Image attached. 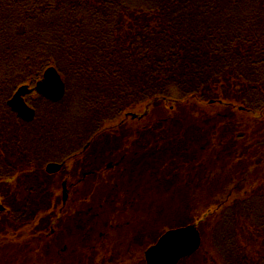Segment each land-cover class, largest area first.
Listing matches in <instances>:
<instances>
[{"label": "trees", "instance_id": "1", "mask_svg": "<svg viewBox=\"0 0 264 264\" xmlns=\"http://www.w3.org/2000/svg\"><path fill=\"white\" fill-rule=\"evenodd\" d=\"M51 66L66 84V95L58 103L35 91ZM23 85L33 90L26 102L35 109L36 118L29 123L7 105ZM33 94L38 101L31 98ZM193 100L243 108L239 111L250 116V125L253 118L264 115V0H0V196L5 205L0 212V238L12 233L16 236L10 239H23L19 232L26 237L28 230L30 246L36 242L29 254L37 255L38 264L43 249L52 253L42 259L63 264L59 257L63 246L57 250L55 236L66 226L65 220L78 234L87 223L74 217L86 213L80 204L67 206L53 198L61 173L48 175L46 165L56 162L63 170L72 166L63 174L65 181L73 168H86L84 158L95 149L92 142L119 125L123 133L106 146L120 151V159L103 160L93 170L103 178L95 180L108 182L110 196L125 197L123 185L120 190L115 185L119 165L120 182L125 174L128 178L141 173L131 143L146 134L166 144L171 140L165 133L166 120L149 118L152 110ZM128 111L136 115L133 124L127 123ZM214 122L212 118L210 124ZM199 130L192 131L197 135L193 140L213 151L212 142L199 139L203 133ZM186 131L172 133L174 139H186ZM226 132L233 133L229 123L220 125L218 139ZM204 153L202 146L196 154L204 157ZM262 158L264 146H252L239 156L236 176L249 178V190L199 223L201 248L179 264H264ZM185 216L178 215L169 229L194 223ZM116 223L115 228H120V220ZM107 239L100 235L89 246L85 253L92 254L87 263L117 260L103 249ZM29 254L2 264H26ZM120 254L122 264L125 254Z\"/></svg>", "mask_w": 264, "mask_h": 264}, {"label": "rangeland", "instance_id": "2", "mask_svg": "<svg viewBox=\"0 0 264 264\" xmlns=\"http://www.w3.org/2000/svg\"><path fill=\"white\" fill-rule=\"evenodd\" d=\"M31 92H33L32 89ZM31 98L34 101H38L37 94H33ZM40 105L41 103L38 104V106ZM203 105L206 107V112L202 107ZM220 105L221 102L219 101L216 103L213 101L204 103L193 100L173 108L166 105L162 108L158 106L153 109L149 118L159 117L166 120L164 127L167 126L165 129L167 132L165 133L171 140H167L168 143L166 144L160 142L162 139H154L155 137L151 138L150 134L149 136L146 134L131 143V154L135 155L133 160H136L135 166L136 168L140 167L141 173L129 176L130 178H127V174H125L122 178L120 184L121 186L123 185L127 193L125 197L122 194L120 196L117 194L110 196L108 194L109 189H107L108 184H91L86 179L89 177L83 178L82 176L86 168L82 169L80 178L82 176L83 179H86L83 180L85 183H80L79 186L73 189L71 197L81 200L86 213L83 215L77 214L74 217L76 218L75 221L81 222L85 220L87 224L86 228H82L78 234L69 228L67 220H65L66 226L59 229L55 236L58 248L57 246L55 248L58 250L60 246H63L60 251L64 253L59 256L63 258V264H89L86 259L88 260L91 257L88 254L92 253L85 252L90 251L89 246H93L99 240L100 235L109 237L105 241L103 249L110 250L109 257L112 259L117 258L115 262L109 260V263L120 264L121 252L125 254V256L121 257L122 264H138L139 261L145 263L146 250L154 245L151 243L158 236L160 237L166 231L171 230L169 227L178 215H187L185 220L189 219V216L192 217L193 224L198 226L202 220L204 222V219L209 214L215 213L228 201L232 202L234 199L243 197L246 190H249V187H246V184L249 183V178L238 179L235 166L239 165L237 160H239L240 155H243V151L248 153L249 148L252 146H264V115L260 119L258 117L253 118L252 121L255 122L250 125L247 121L250 120V116L240 112L238 107L229 108L222 105L219 107ZM139 110L140 108L136 112ZM127 113H132V111ZM203 113L205 115H202ZM213 115L216 116L213 117ZM211 117L215 119V122L210 124ZM131 120L133 119L129 117L127 123L133 124ZM228 123L233 133H222L218 139L220 125L225 127ZM189 126L191 127L189 128ZM204 127L206 129L202 130ZM197 128L203 132L199 134V139H201L200 137H205V141L212 142L214 145L212 147L213 151H211L210 147H207L210 151L206 150V146L201 145L203 143L201 140L198 145L195 142L196 140H193V138L196 139L197 135L192 131ZM129 129V127L125 128L126 131ZM153 129L157 130L155 127ZM186 129V139L181 138L176 141L172 133H182ZM122 130L117 125L110 133L96 138L91 145L95 148L92 151L97 153L92 157L94 159L98 158L100 162L105 160L103 153L106 149L108 152L111 150V146H106L107 142L111 139L114 141L118 140L115 135L122 132ZM132 133H135V131H132ZM229 133L230 140L228 139ZM151 139H154V141ZM220 139L223 140L220 141ZM184 144L187 148L185 152L183 151ZM202 146L205 148L204 157L196 154L198 150L202 149ZM92 151L88 154H92ZM88 154L84 158L85 161ZM102 154L103 156L97 157V155ZM189 154H194L195 156L190 157ZM199 156L200 159L198 160ZM203 166L204 168L202 169ZM71 169L72 166L64 168L63 171L59 172L61 174L58 173L59 176H56L59 183L53 191V198H57L56 200L60 203L63 201L61 180L63 179V174L69 173ZM73 169L74 172L71 176L76 178L79 174L75 168ZM261 178L264 179V173ZM75 182L76 179H71L68 184L71 185ZM121 186L120 189H122ZM119 197L120 204L118 201ZM88 198H91V201L85 204ZM2 202L3 200L0 196V212L2 207H5ZM60 203L58 209L61 207ZM91 209L93 210L90 212L89 210ZM52 210L57 211L55 208ZM102 218H105L104 222L100 221ZM94 219L97 220L96 224L93 222ZM111 219H113V223H111ZM114 220H120V228H115L117 223ZM23 230L26 231L27 226ZM6 234L7 237L2 235L3 239L0 238V264L4 261L9 262L26 258V253L29 254L30 249L36 248V242H32L31 246L29 244L32 234L28 230L26 237H23L24 232H19L18 236L23 239H10V237L16 235L12 233ZM26 243H28V246H26ZM103 249L98 250L103 251ZM20 250H22L21 253L19 252ZM57 250L53 251V253H56ZM42 252L46 255H42L39 260L42 261V264H49L50 261L47 258L46 260L42 258L43 256L50 258L51 250L48 253L43 249ZM130 255L133 256L131 260H129ZM95 256L97 259L100 257L98 254H95ZM36 260L37 255L29 254L26 264H38L39 261ZM96 264H99V262L96 261Z\"/></svg>", "mask_w": 264, "mask_h": 264}, {"label": "water", "instance_id": "3", "mask_svg": "<svg viewBox=\"0 0 264 264\" xmlns=\"http://www.w3.org/2000/svg\"><path fill=\"white\" fill-rule=\"evenodd\" d=\"M36 91L53 103H58L64 98L66 85L55 67H49L45 71L43 79L36 85ZM29 93V86H21L7 103L21 120L28 123L32 122L36 116L35 110L25 101ZM61 169L62 165L51 163L46 167V172L55 174ZM66 199L65 190L64 201ZM201 244L202 237L195 224L168 230L155 245L146 250L145 262L146 264H179L182 259L196 253Z\"/></svg>", "mask_w": 264, "mask_h": 264}, {"label": "flooded vegetation", "instance_id": "4", "mask_svg": "<svg viewBox=\"0 0 264 264\" xmlns=\"http://www.w3.org/2000/svg\"><path fill=\"white\" fill-rule=\"evenodd\" d=\"M110 145H114V144H110ZM103 154H104V156H105L106 159L113 160L114 157H119L118 159H120V151L118 153V152L111 151V150L108 152L106 150ZM103 154L102 155H97V157L103 156ZM92 156L93 155L90 154V155H88V157L86 159V165L87 166H86V170H85L84 174L81 172L82 170H79V171H77L78 174H79V176H77L76 178H73L71 176V174L73 173L72 172L71 174H69V176L67 177V179L62 182L63 195H64V191L65 190H66V193H67V199H66V201H64V196H63V201H62L63 204H66L67 206H70V204H73L74 205L75 203H76L75 205H78V204L82 205L81 204V200L74 199V198L71 197V191L73 189H75L77 186H79L80 183L84 184L85 181H83V180L88 179L89 180L88 182H90L91 184H94V185H97V184H108L107 181H97V180H95V179L102 180L103 178L102 177H99V175H97L98 173H97L96 170H93L94 168H97V164L100 162V160H98V158L94 159ZM117 170H118L117 174H118L119 177L117 178V182L115 183V185L117 186L118 190H120V165H119V167H118ZM81 173H82L83 178H85V177H89V178L83 179L82 176H81V178H79L80 175H81ZM111 175H114V171L111 172ZM112 177H114V176H112ZM71 179H76V182L73 183V184H71V185H69L68 182ZM90 201H91V198L86 199L85 204L88 203V202H90ZM118 201H119V204H120V197L118 198ZM92 210L93 209H91L89 211L91 212ZM93 222H94V220H93ZM94 229H95V227H94ZM95 231H96V229H95ZM89 244H91V243H89Z\"/></svg>", "mask_w": 264, "mask_h": 264}]
</instances>
